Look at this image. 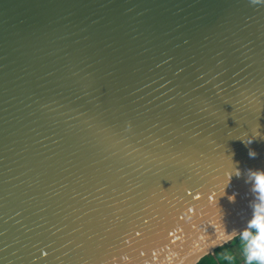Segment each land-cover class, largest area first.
I'll return each mask as SVG.
<instances>
[{"label": "water", "instance_id": "95a60500", "mask_svg": "<svg viewBox=\"0 0 264 264\" xmlns=\"http://www.w3.org/2000/svg\"><path fill=\"white\" fill-rule=\"evenodd\" d=\"M258 129L264 0H0V264L198 262Z\"/></svg>", "mask_w": 264, "mask_h": 264}, {"label": "clouds", "instance_id": "9594fccd", "mask_svg": "<svg viewBox=\"0 0 264 264\" xmlns=\"http://www.w3.org/2000/svg\"><path fill=\"white\" fill-rule=\"evenodd\" d=\"M257 132L259 134L254 133L255 139L264 138V133L260 129ZM251 142L252 140H244L246 145ZM248 155L255 158L257 152L250 148ZM243 172L245 182L249 183L250 178V190L256 194L255 200L251 203V218L243 227L222 233L214 242V246H220L235 238L240 244V256L238 259L226 256L229 264H264V171L245 169ZM233 174L237 178L241 176L239 171H234ZM200 254L197 251L190 252L187 257L189 264H197Z\"/></svg>", "mask_w": 264, "mask_h": 264}, {"label": "trees", "instance_id": "16d2710c", "mask_svg": "<svg viewBox=\"0 0 264 264\" xmlns=\"http://www.w3.org/2000/svg\"><path fill=\"white\" fill-rule=\"evenodd\" d=\"M233 246H238L240 248L239 241L235 238L232 240L218 246L211 253L204 255L197 264H229L225 259L226 256L237 257Z\"/></svg>", "mask_w": 264, "mask_h": 264}, {"label": "crops", "instance_id": "0c3cea01", "mask_svg": "<svg viewBox=\"0 0 264 264\" xmlns=\"http://www.w3.org/2000/svg\"><path fill=\"white\" fill-rule=\"evenodd\" d=\"M233 250L235 251L237 257L239 258V256H240V248L238 246H233Z\"/></svg>", "mask_w": 264, "mask_h": 264}]
</instances>
